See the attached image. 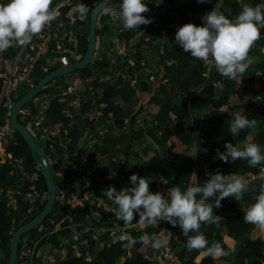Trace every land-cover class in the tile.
<instances>
[{"label": "trees", "instance_id": "16d2710c", "mask_svg": "<svg viewBox=\"0 0 264 264\" xmlns=\"http://www.w3.org/2000/svg\"><path fill=\"white\" fill-rule=\"evenodd\" d=\"M145 1L151 3L157 0ZM219 1L211 0L210 3L201 4L196 0L194 4L180 8L179 11H176L177 13L174 12L172 17H166L165 22L172 24L180 21V19L183 22H188L195 13L205 9L223 12L228 18L232 19L239 14L243 7L237 0H223L221 4H219ZM119 2L120 0H115L114 3ZM259 3H261V0H253L254 6ZM52 5L53 2L50 7ZM99 20L102 21V16ZM89 24L90 22L85 23L84 33L79 39V48L84 54H86L88 47ZM196 25L200 26V24ZM114 26L111 23L98 27L97 52L103 50L100 45L102 41H105L106 36L114 30ZM143 29V26L129 31L123 29L120 36L128 40L138 30ZM174 32L176 34L175 29H172L171 33ZM151 36L153 41L158 38L156 34ZM142 46V43L139 42L135 54H127L124 68L140 64V61L144 58V53L141 51ZM102 55L101 67H109L113 58L119 60L116 51H109ZM156 55L158 63L163 66L164 72L170 77L171 82L169 85L161 84L157 87H150L148 83L143 85L142 98L145 100L147 95L151 94L147 101L149 106L159 105L160 109L157 113H151L149 108L147 112L142 114V124L151 125L152 130L162 142L161 149L160 151L157 150V145L154 144L151 138L138 136L131 141V155L123 156L122 153L116 151L126 146L130 141L126 122L133 111L131 109L132 105H135L138 99L134 97L129 85L122 80L97 84V102L106 104L103 113L106 117L112 118L114 124L109 134L104 137L98 151L100 155L110 157V166L102 167L98 171V181L93 185V188L98 189L101 182L106 190L110 186L120 190L123 187L130 186L129 178L132 174L149 179L151 181L150 189L152 184L160 177L165 180L170 188L178 186L185 189L190 183H194L193 175L196 168V158L193 151L197 138L194 131V118L198 111L204 110L208 106L213 107L214 111L206 115L204 129L200 132V137H203L206 141L207 160L211 162L214 172L226 175L240 174L246 177L247 174L258 171L261 165L252 168L248 166L246 160H236L234 162L229 160L225 163L215 157L217 149L221 152L225 151L223 145L228 142L238 146L248 138L255 127H260L259 135L258 140L252 143L264 146V107L248 102L243 116L255 119L256 124L251 129L242 130L237 137H233L229 132V126L235 117L228 112V108L234 105L232 100L233 87H236L241 81L246 83L249 90L248 101L264 100V77L253 76L251 79H247L249 71L254 66L259 67L262 65L259 70H264V56L260 51V47L255 43L253 44L248 53L249 58L253 60V64L246 73L235 80L222 77L216 69L213 71L212 76L208 77L206 66L201 61L191 57L190 53H185L175 43L167 45L162 53L158 52ZM2 71L3 66L0 64V73ZM1 88L2 80L0 78V93ZM117 96L122 97L130 108H124L114 103L113 100ZM63 107V103H56L50 109L48 115L54 123H59L63 128L68 129V135L55 142L53 148H50L49 141H40L39 144L50 164L52 163L51 154L53 153L59 159L71 161L76 170L82 162L81 154L83 150L80 148V141L81 137L86 135V129H84V122H75L66 118L62 114ZM3 113L4 111H0V117L3 116ZM172 115L175 116V121ZM19 121L23 123L21 118H19ZM174 136L183 142L185 149L182 152H176L175 143H170L171 138ZM16 137L17 141L9 148L13 157H23L31 167L37 168V163L28 143L18 132H16ZM143 153L150 154L151 157L144 160L141 157ZM13 164V162H1L0 160V264H9L10 246L14 233L21 226L31 221V219L25 221L17 219L18 214L13 213V208L8 205L9 194L17 181ZM118 169L125 170V177L116 181L114 171ZM198 177L200 179L197 181L198 184H203L207 179L206 174L203 172H200ZM39 188L46 193L48 192L43 175H41L39 181ZM46 202L43 204L41 211L44 209ZM19 208L22 209L20 201ZM61 209L62 205L57 200L53 211L42 225L36 230L26 233L22 239L28 236L33 239L37 235H44L45 237L42 238L45 240L42 244L43 255H48L63 247L65 256L58 255L61 264H155L145 258L147 253L153 249L151 246V228L140 229L137 227L131 230L132 248L129 255V241H121L120 239L110 241L108 232L99 230V226L95 229L97 223L91 224L89 213L85 208L75 207L71 211L72 220L64 226L56 228L53 222L59 220ZM41 211L37 212L34 217L38 216ZM213 215L221 217L219 224H201L199 233L205 236L209 246L213 243H219L225 254L222 256L209 255L206 248L194 249L192 252L188 251L186 237L179 226L172 227L169 224L173 231L171 247L182 260H188L190 264H264V235H261L260 232L255 233L257 225L245 222L243 219L244 212H240L235 216L224 217L214 209ZM42 226L45 227L43 231L40 230ZM144 234L149 236L148 244L138 240ZM195 234L197 233H190V235Z\"/></svg>", "mask_w": 264, "mask_h": 264}, {"label": "built area", "instance_id": "2783aa9c", "mask_svg": "<svg viewBox=\"0 0 264 264\" xmlns=\"http://www.w3.org/2000/svg\"><path fill=\"white\" fill-rule=\"evenodd\" d=\"M100 1L52 0L53 5L50 10L56 12V19L46 25L40 33L34 35L30 44L13 46L0 53V64L3 66V71L0 73L2 80L0 111H4L3 116L0 117V160L1 162L14 163L17 181L9 194L8 205L13 208L14 213L18 209L20 201L23 209V212L20 215L18 214L17 219L20 221L27 219L32 221L35 214L41 211L43 204L47 201L48 194L39 188L42 175L40 168L38 166L37 168L31 167L23 157L14 158L12 152L9 151L10 146L17 141V131L10 123L12 110L19 99L46 75L61 67L78 63L84 58L85 54L79 48V39L84 33L85 23L90 22L91 13ZM161 1H166L167 7H164L160 2L147 4L149 11L142 13V15L152 20V23L141 25L144 29L138 30L128 40L120 36L123 32L122 24L118 19L120 2L116 4L115 1H112L103 7L98 17V27L100 23L102 25L119 24L117 35L110 34L106 36V47L102 51L97 52L96 47L92 61L85 68L87 70H76L70 74L56 77L44 85L39 93L22 107L19 118L31 131L38 143L49 141L50 148H53L55 142L69 133L68 129L63 128L59 123H54L48 115L50 109L56 103H63L62 114L66 118L75 122H84L86 129L85 146L87 148L82 149V162L76 170L71 161L59 159L51 152L57 200L62 205L59 220L53 222L56 228L62 227L72 220L71 211L75 207L85 208L89 213L91 224L97 223L95 229L99 226V230L108 232L110 241L119 239L121 235L129 238L126 239L129 241V255L132 248L130 232L132 229L137 228L135 226L141 224L143 228L152 229L151 238L158 237L167 241L166 246L158 250L151 249L145 256L146 259L153 261L155 264H190L188 260H182L177 252L172 249L173 231L169 223L160 218H157L153 224L140 223L138 217L134 214L133 221L126 225L123 221L116 219L117 206L104 195L106 189L99 191V188H93V185L98 181V170H96L95 163H93L95 159H92L96 152L93 150L102 145L104 137L109 134L114 124L113 119L106 117L103 113L106 104L97 102L96 85L115 80H122L127 83L132 89L133 95L139 100L135 117L142 124V114L149 110L150 106L147 101L151 97V94H148L145 100L142 98L143 85L148 83L150 87H157L161 84L169 85L171 82L170 77L165 74L163 66L158 63L155 51L154 55L151 56L150 54L155 42V40H152L151 35L161 29L171 33L172 24H167L165 18L172 17L174 12L179 11L182 7L190 6L196 0ZM1 2L6 3L4 0H1ZM81 2L88 8L89 18L87 17L88 19L85 21H81L73 11ZM105 8L108 9V14H105ZM101 16L102 21L100 22ZM139 42L143 45L141 51L144 53V58L140 61L139 67L124 68L125 57L129 53L135 54ZM109 51H116L119 60L113 58L109 67H101L102 54ZM162 51L161 46L159 52L162 53ZM260 51L264 56V46L260 47ZM202 64L204 63L202 62ZM205 66L208 77H211L215 67L211 62ZM248 93L249 90L244 81L233 87V98L236 101L241 102L245 99L250 104L264 107V100L262 99L248 101ZM100 116L105 117L103 125L91 127L87 124H93ZM128 120L126 127H128ZM262 169H264V165H261L258 171L247 174L246 177L240 174L235 176L245 179L249 185L256 182L264 184V171ZM58 179L59 181H57ZM169 189L170 187L167 186L165 180L160 177L152 184L151 191L166 195ZM12 200H15V203ZM235 202L234 198L230 199L232 205ZM248 207L249 205L243 204L222 211L215 207L213 210L215 209L225 217L235 216L240 212H244ZM32 217L34 218L32 219ZM72 226L76 227L75 225ZM44 229V226L40 228L42 231ZM43 237L45 236L38 235L33 239L30 236L21 239L18 250V264H35L43 259L45 256L42 251V244L45 242L42 239ZM57 251L58 249L47 255L51 264H61V260L57 259ZM54 257L57 260L56 262H54Z\"/></svg>", "mask_w": 264, "mask_h": 264}, {"label": "clouds", "instance_id": "9594fccd", "mask_svg": "<svg viewBox=\"0 0 264 264\" xmlns=\"http://www.w3.org/2000/svg\"><path fill=\"white\" fill-rule=\"evenodd\" d=\"M197 2L203 4L210 3L211 0ZM51 4L52 0H7V3H0V53L13 46L30 44L34 35L54 21L56 12L50 10ZM119 8L118 19L126 31L152 23V20L142 15L149 11L145 0H120ZM73 11L81 21L87 19L88 8L82 2ZM104 12L108 14V9L105 8ZM201 19L200 26L188 23L178 27L175 45L205 65L211 62L217 72L229 80H235L246 73L253 64L248 53L260 39L261 29H264V0L255 6L244 5L232 19L217 10L205 13ZM255 124V119L237 112L229 126V132L237 137L242 130L251 129ZM223 147L225 151L217 149L215 158L225 163L229 160H246L252 168L264 164V146L257 143H248L242 150L231 142L225 143ZM129 179L130 186L120 190L110 186L104 192L117 206V220L127 225L133 221L135 214L140 223L153 224L160 218L172 227L179 226L186 237L188 251L206 248L209 255L225 254L219 243L209 246L199 230L201 224H219L221 217L213 215V208H220L221 201L225 198L232 196L237 201L242 199L243 194L249 191V184L245 179L220 172L209 173L203 184H190L184 190L174 186L166 195L152 192L151 181L146 177L132 174ZM210 199L214 203L209 202ZM254 200L244 211L243 219L264 229V184L260 185ZM119 239L124 241L129 238L121 235ZM138 240L148 244L149 236L141 235ZM166 245V240L152 238L153 249L158 250Z\"/></svg>", "mask_w": 264, "mask_h": 264}, {"label": "crops", "instance_id": "0c3cea01", "mask_svg": "<svg viewBox=\"0 0 264 264\" xmlns=\"http://www.w3.org/2000/svg\"><path fill=\"white\" fill-rule=\"evenodd\" d=\"M223 0L219 1V4L222 3ZM240 5L244 6V5H250V6H254L253 4V0H237ZM147 3V1H145ZM162 3L164 7H167V2L166 1H161V0H157L151 3H147V4H153V3ZM196 2V1H195ZM194 2V3H195ZM0 3L1 0H0ZM7 3V1H6ZM193 3V4H194ZM214 9H205V10H200L197 13H195L192 17L191 20L188 22H183L181 19L180 21H176L174 23H172V29H175V31H177V28L180 26H183L184 24H188V23H193V24H200L202 25V16L205 15V13L210 12ZM220 12V11H219ZM183 18V16H181ZM180 17V18H181ZM102 26V23L99 24V27ZM114 30L111 32V34H113L114 36L117 35L118 33V29H119V24H116L114 26ZM118 27V28H117ZM156 36L158 37L155 42L153 43V47H152V51L150 52L151 56L152 54L154 55V51L155 53H158L160 51V48L162 46V49H165V47H167V45H173L174 44V40H175V32L174 33H169L168 31H165L164 29L158 30L156 33ZM256 45H258V47H263L264 46V34H263V29H261V36L260 39H258L255 42ZM155 49V50H154ZM262 66V65H261ZM253 67V69H251V71H249V74L247 75V79H251L253 76H260V77H264V70H259V68L261 67ZM259 70V71H258ZM257 85V83H256ZM135 97V96H134ZM148 97V96H147ZM136 99H138L137 97H135ZM233 98V95H232ZM234 101V105L230 106L228 108V112L233 115L235 117V115L237 114V112H239L241 115L244 114L245 109H246V105L248 104L247 100H243L241 102L236 101L234 98L232 99ZM114 103H117L119 105H121L124 108H128L129 105L125 102V100L120 97L117 96L114 100ZM139 105V100H136V104L132 105L133 111L131 113V115L129 116V120H128V127H127V131L130 134V141L127 143L126 146H124L123 148L117 149V152H120L124 155H131V149H130V144L131 141L135 138H137L138 136H143V137H147V138H151L154 142V144L156 143L157 145V150L160 151L161 146H162V142L161 140L157 137L156 133L152 130L151 125H144L141 124L140 122H138L137 118L135 117V112L138 108ZM130 108V107H129ZM160 109L159 105H152L150 107V111L151 113H157ZM214 111V108L211 106H208L206 109L204 110H200L196 113V116L194 118L195 121V127H194V131L196 132L197 138H196V142H195V146H194V156L196 158V168L194 170V175H193V180L194 183H197V181H199V173L203 172L204 174H206V176H208L209 173L215 174L216 172H214L213 168H212V164L211 162H209L207 159V144L206 141L203 137H200V132L204 129V123H205V117L208 113ZM172 118L175 121V116L172 115ZM105 123V117L104 116H100L96 119V121L93 123V125L90 126L94 127L95 125L97 126H101ZM89 128V127H88ZM85 129V127H84ZM259 129L260 127H255L254 130L252 131V133L248 136V138L244 141H242L238 147L241 148V150L243 149L244 145L248 144V143H252L254 141L258 140V135H259ZM81 141H80V148L81 149H86L87 147L85 146V142H86V136H82L81 137ZM170 143H175V151L176 152H182L185 148L183 145V142L179 139H177V137H173L170 140ZM93 151H95L96 153L93 155L92 159H95L93 161V163H95V168L96 170H100L102 167H109L110 166V157L109 156H102L99 154V148L98 149H94ZM142 159L146 160L149 159L151 157V155H147L145 153L142 154ZM115 176L114 179L117 181L119 178H124L125 177V170L123 169H118L117 171H114ZM222 174V173H221ZM59 181V179L57 180ZM261 182H256L254 184H250L249 185V191L245 192L243 194L242 199L240 200H235L236 202L232 205L230 203V199L234 198L232 196H229L227 198H225L223 201H221V207L218 208L219 210H225V209H229L235 206H242L243 204L246 205H251L252 203L255 202L254 197L255 195L258 193V189L260 187ZM98 190L102 191L104 189L103 183H99L98 186ZM152 189V186H151ZM150 189V190H151ZM186 189V188H185ZM184 190V189H182ZM13 203H15V200H12ZM209 202L214 203V200L210 199ZM230 203V204H229ZM23 212V209H20L18 207L17 210H15V214H21ZM138 227L140 229H142V225L139 224ZM262 229L260 227L257 226L255 233H259L261 235H264V232L261 231ZM264 230V229H263ZM192 252V251H191ZM248 264V263H247Z\"/></svg>", "mask_w": 264, "mask_h": 264}, {"label": "water", "instance_id": "95a60500", "mask_svg": "<svg viewBox=\"0 0 264 264\" xmlns=\"http://www.w3.org/2000/svg\"><path fill=\"white\" fill-rule=\"evenodd\" d=\"M115 0H101L96 8L93 9L90 16L89 24V34H88V47L84 58L78 62L59 69L54 70L50 74L42 78L30 91H28L19 101L16 103L15 107L12 110L10 116V123L12 127L24 138V140L30 146V149L33 153L37 166L40 168L42 175L45 179L48 188V197L44 209L35 217L32 221L21 226L13 235L11 246H10V257L9 264H18V250L22 237L30 232L36 230L49 214L53 211L54 205L57 200L56 192V180L52 170V167L47 160V157L41 148L40 144L31 133V131L19 121V113L22 107L32 99L36 94L39 93L41 88L49 83L52 79L63 76L65 74H70L76 70L85 69L88 64L92 61L97 47V29H98V17L103 9L108 3ZM35 264H51L50 259L47 255L43 257L40 262Z\"/></svg>", "mask_w": 264, "mask_h": 264}, {"label": "rangeland", "instance_id": "374dc122", "mask_svg": "<svg viewBox=\"0 0 264 264\" xmlns=\"http://www.w3.org/2000/svg\"><path fill=\"white\" fill-rule=\"evenodd\" d=\"M106 43H107V39L105 38V41H102V44L100 45V46L102 47V49L106 47ZM50 165H51V167L53 166L52 163H51ZM53 169H54V166H53ZM261 231L264 232L263 229H262ZM37 236H38V235H37ZM64 253H65V252H64L63 247H61V248L58 249V251H57V254H58L59 256H61V257H64V256H65ZM57 259L60 260L59 258H57ZM56 261H57V260H56V258L54 257V262H56Z\"/></svg>", "mask_w": 264, "mask_h": 264}]
</instances>
